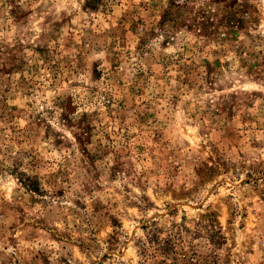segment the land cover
<instances>
[{
    "label": "rangeland",
    "instance_id": "obj_1",
    "mask_svg": "<svg viewBox=\"0 0 264 264\" xmlns=\"http://www.w3.org/2000/svg\"><path fill=\"white\" fill-rule=\"evenodd\" d=\"M0 264H264V0H0Z\"/></svg>",
    "mask_w": 264,
    "mask_h": 264
}]
</instances>
